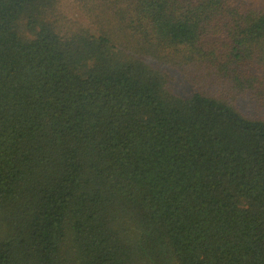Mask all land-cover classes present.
Segmentation results:
<instances>
[{
	"label": "trees",
	"instance_id": "16d2710c",
	"mask_svg": "<svg viewBox=\"0 0 264 264\" xmlns=\"http://www.w3.org/2000/svg\"><path fill=\"white\" fill-rule=\"evenodd\" d=\"M60 2L0 0V264H264V2Z\"/></svg>",
	"mask_w": 264,
	"mask_h": 264
},
{
	"label": "rangeland",
	"instance_id": "374dc122",
	"mask_svg": "<svg viewBox=\"0 0 264 264\" xmlns=\"http://www.w3.org/2000/svg\"><path fill=\"white\" fill-rule=\"evenodd\" d=\"M248 4H255V5H261L264 0H245ZM60 5H61V2H60ZM59 8V7H58ZM71 12V14L76 17V19H69L68 18V15L61 11L60 8H59V15H58V22H59V26L61 28H63V32L65 33V29H72V30H75L77 27L79 26H82V27H85V28H89V24L85 25L84 23L81 22L82 19L86 18L79 10L78 6L76 3H74L71 8L68 10ZM91 30H93L94 32V29L93 28H90ZM170 73L174 76V78H178L179 80H176L177 82L175 83V87H176V92L179 93L180 95H187L189 93V88L182 84L181 81H183L180 76L174 72V71H170ZM241 110L244 112V113H248L249 115H253L255 114L256 112L254 110H252L251 108L250 109H247L246 108V105H239Z\"/></svg>",
	"mask_w": 264,
	"mask_h": 264
},
{
	"label": "clouds",
	"instance_id": "9594fccd",
	"mask_svg": "<svg viewBox=\"0 0 264 264\" xmlns=\"http://www.w3.org/2000/svg\"><path fill=\"white\" fill-rule=\"evenodd\" d=\"M74 3H75V0H61V5H59L60 10L65 12L68 15V18L70 20L71 19H76V17H74L71 14V12L68 11ZM81 22L84 23L85 25L90 23V21H88L86 18L82 19Z\"/></svg>",
	"mask_w": 264,
	"mask_h": 264
}]
</instances>
